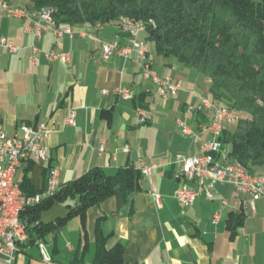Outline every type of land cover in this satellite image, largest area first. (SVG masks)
I'll use <instances>...</instances> for the list:
<instances>
[{"label":"crops","instance_id":"0c3cea01","mask_svg":"<svg viewBox=\"0 0 264 264\" xmlns=\"http://www.w3.org/2000/svg\"><path fill=\"white\" fill-rule=\"evenodd\" d=\"M8 1L15 7L33 9L30 0ZM28 24V19L0 12V37L20 48L13 54L0 47V118L8 135H15L23 125L51 126L48 165L59 168L63 185L93 169L114 173L128 166L140 168L142 161L154 164L151 176L144 179L149 181L150 191L142 187L126 200L117 190L87 211L85 228L81 218L75 217L48 234L42 241L54 264H93L97 228L108 238L107 249L124 244L125 264H264V198L251 208L248 195H239L223 184L216 185L211 200L199 197L189 208L174 198L175 190L185 183L173 164L175 156L198 155L200 140L210 139L201 126L209 123L211 111L197 110L198 95L212 96L210 80L174 58L158 55L155 43L144 32L139 40L148 45L152 68L183 87L166 101L144 79L137 57L129 61L116 55L104 57L102 41L119 38L122 45L128 44L118 23L105 24L100 31L89 25L72 27L73 38H58L48 30L36 41L25 32ZM79 31L93 38L80 36ZM33 43L40 50L35 62L31 59ZM49 51L69 53V63L47 60L44 53ZM120 86L133 90L135 97L118 96L114 90ZM104 90L110 93L104 94ZM142 109L151 115L147 123L140 120ZM188 110L187 122L199 137L184 136L177 125ZM71 111L76 113L75 127L66 123ZM235 129L236 124L227 126L230 132ZM230 151L231 146L226 145L222 161L235 162ZM47 178L45 167L34 160L16 174L17 182L31 193L45 189ZM154 191L162 196L159 205ZM240 210L245 219L232 234L227 225L229 214ZM52 211L56 212L50 215ZM217 212L221 218L215 223ZM62 214H67L66 206L55 204L42 213L41 221L47 224ZM24 243L14 264H46L37 244ZM0 264H6L1 256Z\"/></svg>","mask_w":264,"mask_h":264},{"label":"trees","instance_id":"16d2710c","mask_svg":"<svg viewBox=\"0 0 264 264\" xmlns=\"http://www.w3.org/2000/svg\"><path fill=\"white\" fill-rule=\"evenodd\" d=\"M8 1V0H6ZM34 10L52 9L57 26L81 27L121 23L124 17L153 21L145 34L157 54L174 58L186 68L208 78L210 93L238 116L236 129L223 132V149L250 173H264V0H30ZM52 166H45L49 175ZM139 168L128 166L114 173L100 169L72 183L21 214L28 240L42 241L69 220L80 217L85 228L87 211L119 190L127 200L142 189ZM48 181V178H47ZM97 188L92 191L91 186ZM21 188L26 195H35ZM41 192V191H40ZM39 193V192H38ZM55 204H64L67 214L50 223L41 215ZM245 213H230L232 234L243 224ZM107 237L97 228V254L93 264H125V246L106 248Z\"/></svg>","mask_w":264,"mask_h":264},{"label":"built area","instance_id":"2783aa9c","mask_svg":"<svg viewBox=\"0 0 264 264\" xmlns=\"http://www.w3.org/2000/svg\"><path fill=\"white\" fill-rule=\"evenodd\" d=\"M6 12L10 17L17 19H28L29 24L25 27V32L32 35L34 40H40L45 31L51 30L58 38L64 35L73 38L75 31L71 26L68 28H49V21H55L54 10L52 9H27L15 7L9 1L0 0V12ZM152 23L137 20L129 24H119L120 30L126 34L128 44L122 45L119 38L114 41H102V51L106 59L116 55L125 61L137 60L142 67L144 79L151 81L157 88V94L163 100L176 97L182 91V84L174 81L171 76L161 77L152 68L149 60L148 45L139 40L143 30H147ZM103 25L97 24L93 28L97 31ZM80 36L93 38L92 34L85 31L78 32ZM0 47L6 48L10 53H17L19 47L6 37H0ZM40 52L33 43L31 45V59L36 60V55ZM49 61H61L68 64L70 54L66 52L49 51L44 53ZM104 94H109V90H104ZM114 92L125 99L135 97V92L131 89L120 86ZM198 111L210 110L211 116L209 123L201 126L202 133H209L210 139L200 140V151L198 155L187 157L177 154L174 158V166L179 175L185 179V183L174 192V198L184 207L194 205L199 197L211 200L217 184L230 185L239 195L250 197V207L253 208L254 202L264 198V173H241V164L238 162L222 161L220 155L223 151L221 136L230 124H236L238 116L219 104L212 96L198 95ZM193 109V108H192ZM191 110V108H190ZM185 117L177 120V125L184 136L199 137L187 122L188 113ZM142 123L151 120V115L145 110H139ZM67 125L76 126V113L71 111L67 119ZM53 129L48 124L35 126L23 125L15 135H8L4 122L0 118V256L6 264H14L20 251L22 243L27 242L28 234L26 227L21 219L22 212L29 206L41 203L44 199L56 195L61 187L60 170L52 167L49 171L48 181L45 189L35 195H26L19 182L16 180L17 172L31 161H37L45 167L49 162V138ZM129 151V148H126ZM104 151L101 146L100 153ZM154 164L147 165L142 161L140 171L144 179L151 176ZM155 201L161 204L162 196L154 191ZM221 213L214 215V222H219ZM10 227H17L21 234H24V241H15L10 237ZM41 260L46 264H54L53 257L48 245L37 242Z\"/></svg>","mask_w":264,"mask_h":264},{"label":"bare ground","instance_id":"6f19581e","mask_svg":"<svg viewBox=\"0 0 264 264\" xmlns=\"http://www.w3.org/2000/svg\"><path fill=\"white\" fill-rule=\"evenodd\" d=\"M129 22H137V20L133 18L124 17L121 19L120 24H129ZM148 22L152 23V25H155L153 21H148ZM49 28H60V27L57 26L55 21H49ZM61 28H68V26H64ZM145 31L146 30H143V33ZM241 173H250V172L241 165ZM10 237L15 238V241H24V234H21L20 229H17V227H10Z\"/></svg>","mask_w":264,"mask_h":264},{"label":"water","instance_id":"95a60500","mask_svg":"<svg viewBox=\"0 0 264 264\" xmlns=\"http://www.w3.org/2000/svg\"><path fill=\"white\" fill-rule=\"evenodd\" d=\"M142 187L145 191H150V183L148 180H143L142 181ZM97 187L95 185L91 186V190L94 191Z\"/></svg>","mask_w":264,"mask_h":264},{"label":"rangeland","instance_id":"374dc122","mask_svg":"<svg viewBox=\"0 0 264 264\" xmlns=\"http://www.w3.org/2000/svg\"><path fill=\"white\" fill-rule=\"evenodd\" d=\"M59 208H65L63 205H59ZM56 211H52L51 213H49L50 215H53ZM65 214H62V217L64 216ZM46 216V215H45ZM45 219H47L46 217H44Z\"/></svg>","mask_w":264,"mask_h":264}]
</instances>
